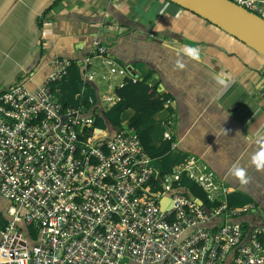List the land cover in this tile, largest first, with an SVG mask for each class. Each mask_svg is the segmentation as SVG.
Instances as JSON below:
<instances>
[{"label":"built area","instance_id":"2783aa9c","mask_svg":"<svg viewBox=\"0 0 264 264\" xmlns=\"http://www.w3.org/2000/svg\"><path fill=\"white\" fill-rule=\"evenodd\" d=\"M231 1L264 19V0ZM94 57L102 70L92 67ZM71 61L55 58L52 73L34 90L20 81L0 92V195L10 203L0 264H225L228 255L230 264H264V225L247 231L240 222L206 226L215 216L239 217L254 206L229 209V188L197 157L175 166L155 190L154 168L134 128L94 137L89 108L63 110L52 86ZM78 63L83 84L107 82V93L112 82L121 78L119 87L128 77L99 43ZM103 99L110 106L119 100ZM183 174L219 203L208 210L174 192ZM20 223L36 229L33 244Z\"/></svg>","mask_w":264,"mask_h":264},{"label":"crops","instance_id":"0c3cea01","mask_svg":"<svg viewBox=\"0 0 264 264\" xmlns=\"http://www.w3.org/2000/svg\"><path fill=\"white\" fill-rule=\"evenodd\" d=\"M54 1L0 0V92L20 81L34 90L52 73L55 58L84 62L95 44L106 46L128 77L139 81L151 74L149 86L157 84L171 96L153 117L152 148L165 143L164 132L171 133L170 148L162 155L166 162L149 157L153 179L195 156L230 193L241 195L238 208L254 206L239 217L215 216L206 226L240 222L248 230L264 225V166L254 162L264 153V57L166 0H61L45 13ZM92 61L97 71L103 69L101 58ZM120 80L112 82L109 93L107 82H89L97 95L93 109L111 105L103 97L116 96ZM133 114L131 109L122 113V126ZM116 130L104 131L111 137ZM170 196L164 195L168 206ZM3 200L0 195V231L8 219ZM27 227L19 224L33 244L36 233ZM230 262L228 255L225 264Z\"/></svg>","mask_w":264,"mask_h":264},{"label":"trees","instance_id":"16d2710c","mask_svg":"<svg viewBox=\"0 0 264 264\" xmlns=\"http://www.w3.org/2000/svg\"><path fill=\"white\" fill-rule=\"evenodd\" d=\"M58 2H61V0H55L54 3L46 9L45 13H48ZM86 68L88 69L90 66L86 65ZM83 72L84 69L78 62L71 61L67 74L52 86L54 90L57 89L56 96L63 110L69 108L76 109L79 106L89 108V112L93 119L92 127L88 128L89 134L98 137L105 135L104 130L108 127L114 129L120 128L123 123L122 113L125 110L131 109L134 114L128 121V126L134 128L138 133L143 150L148 157H160L163 162H166L165 158H162V155L170 148L171 141L165 139V143H162L161 147L158 149L152 148L151 142L154 125L153 117L165 107L164 104L166 101L170 100L171 96L164 92H160L157 84L149 86L151 74L135 82L131 78L126 77L122 86L116 87L114 90L119 100L112 106L98 112L96 109H93L97 101L95 87L90 83L83 84ZM82 87H84V89L82 90V95H80ZM89 98L92 99V103L89 102ZM164 174L168 173L164 172ZM164 174H162V176H164ZM152 182L155 190L162 189L160 177L159 179L152 180ZM173 187L177 191L179 188H185L187 192H185V195H191L199 200L205 209L209 210L219 203L218 201H209L203 189L184 174L179 180L173 183ZM226 200L229 209L238 208L243 202H241V195L237 192H229ZM1 221H3V219H1ZM243 228L247 231L245 226ZM27 230L28 232L32 231L35 236L36 229L33 226L27 227Z\"/></svg>","mask_w":264,"mask_h":264},{"label":"water","instance_id":"95a60500","mask_svg":"<svg viewBox=\"0 0 264 264\" xmlns=\"http://www.w3.org/2000/svg\"><path fill=\"white\" fill-rule=\"evenodd\" d=\"M184 8L240 42L250 46L264 57V19L231 0H167ZM195 203L203 204L188 196ZM204 208V206H203Z\"/></svg>","mask_w":264,"mask_h":264},{"label":"clouds","instance_id":"9594fccd","mask_svg":"<svg viewBox=\"0 0 264 264\" xmlns=\"http://www.w3.org/2000/svg\"><path fill=\"white\" fill-rule=\"evenodd\" d=\"M261 155H264V153H258L255 157H254V162L258 164V166H264V161H262L260 159Z\"/></svg>","mask_w":264,"mask_h":264},{"label":"rangeland","instance_id":"374dc122","mask_svg":"<svg viewBox=\"0 0 264 264\" xmlns=\"http://www.w3.org/2000/svg\"><path fill=\"white\" fill-rule=\"evenodd\" d=\"M124 118H125V117H124ZM6 202H7V201L3 200V204H4V205L6 204ZM6 205H8V202H7ZM6 205H5V207L7 208L8 206H6Z\"/></svg>","mask_w":264,"mask_h":264},{"label":"bare ground","instance_id":"6f19581e","mask_svg":"<svg viewBox=\"0 0 264 264\" xmlns=\"http://www.w3.org/2000/svg\"><path fill=\"white\" fill-rule=\"evenodd\" d=\"M70 70V69H69ZM64 81V80H63Z\"/></svg>","mask_w":264,"mask_h":264}]
</instances>
